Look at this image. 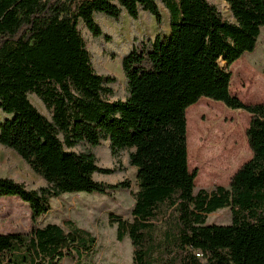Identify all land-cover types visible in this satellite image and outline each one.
Wrapping results in <instances>:
<instances>
[{
    "label": "trees",
    "instance_id": "trees-1",
    "mask_svg": "<svg viewBox=\"0 0 264 264\" xmlns=\"http://www.w3.org/2000/svg\"><path fill=\"white\" fill-rule=\"evenodd\" d=\"M226 2L229 16L213 0H0V147L41 180L0 175V197L27 202L33 223L28 233H0V264H86L98 242L90 230L71 219L38 220L66 194L130 189L131 167L133 216L110 215L117 239H131L129 264H264V103L234 93L230 69L258 46L264 0ZM161 7L168 33L135 30L126 51L111 48L115 36L101 18L119 24L127 14L135 23L147 13L162 26ZM108 60L119 61L123 82ZM202 98L251 115L252 156L228 185L196 191L199 170L189 159L206 164L209 151L188 143V109ZM242 132L238 121L218 135L228 174ZM213 162L204 184L221 179ZM113 177L121 179L106 180ZM223 208L231 223H208Z\"/></svg>",
    "mask_w": 264,
    "mask_h": 264
},
{
    "label": "rangeland",
    "instance_id": "rangeland-1",
    "mask_svg": "<svg viewBox=\"0 0 264 264\" xmlns=\"http://www.w3.org/2000/svg\"><path fill=\"white\" fill-rule=\"evenodd\" d=\"M229 16V6L226 0H213ZM164 16L162 26L156 23V17L147 13L141 15L140 20L133 23L127 14H124L121 23H116L108 17L101 18V22L115 36V43L111 48L118 52L128 49L132 36L135 32L154 37L158 33L163 35L169 32L168 13L161 7ZM91 47L96 52L100 51V42L94 41L93 37L87 34ZM224 64V63H223ZM105 67L115 74L121 82L124 81L122 67L118 60L105 62ZM264 68V28L259 38L256 49L246 52L243 57L236 61L230 69L232 70L231 88L234 93L240 92L238 96L246 103L256 95H264V90L257 88L256 82L263 80L260 71ZM263 78V79H262ZM264 82V81H262ZM34 103L44 110L40 102L33 99ZM250 114L243 109H232L220 101L209 98H202L188 109V143L200 145L209 151L208 163L202 161L191 163V170L198 168L196 178V191L200 188L212 189L216 185H228L231 177L237 169L252 156V151L246 138V129L250 121ZM1 119V114H0ZM243 124L241 139L236 142L238 149L236 159L232 161V173L228 174L225 159L219 161V154L216 146L224 141H218V135L223 129L235 125L237 122ZM199 126V128H198ZM221 136V135H220ZM215 159V161H214ZM214 161V162H213ZM219 161V162H218ZM218 162L221 172L219 182L204 184L202 174L209 170L210 164ZM190 163V161H189ZM0 175L14 176L18 179L33 181L40 184L41 180L25 162L14 152L0 147ZM127 178L131 180L130 189H118L112 195L99 193H74L66 194L61 198L53 200V209L47 215L39 218L37 225L43 227L48 223H57L64 226L67 219L74 220L78 225L90 230L98 239L96 249L86 256V264H129L133 260V246L131 239L127 236L123 241L117 239L116 225H112L110 215L117 214L123 218H132L135 200L133 193L138 189L137 171L131 167L127 172ZM121 177L106 179L111 182H118ZM232 221L230 208L219 209L209 215L208 223L229 224ZM31 210L27 202L16 196L0 197V233L23 232L28 233L32 228ZM62 264H73V260L64 259Z\"/></svg>",
    "mask_w": 264,
    "mask_h": 264
},
{
    "label": "crops",
    "instance_id": "crops-1",
    "mask_svg": "<svg viewBox=\"0 0 264 264\" xmlns=\"http://www.w3.org/2000/svg\"><path fill=\"white\" fill-rule=\"evenodd\" d=\"M261 77H263L264 78V68H263V70L262 71H260V74H259ZM262 78V79H263ZM262 81H264V79L263 80H258L257 82H256V86H257V88H259V89H261V90H264V82H262ZM241 92V91H240ZM240 92H236V94H239V95H241V93ZM264 103V95H256V96H254L250 101H249V103ZM251 116V115H250ZM189 161H190V159H189ZM191 165V163H189V166ZM134 169L137 171V169H136V167H134ZM190 169H191V167H190Z\"/></svg>",
    "mask_w": 264,
    "mask_h": 264
},
{
    "label": "water",
    "instance_id": "water-1",
    "mask_svg": "<svg viewBox=\"0 0 264 264\" xmlns=\"http://www.w3.org/2000/svg\"><path fill=\"white\" fill-rule=\"evenodd\" d=\"M229 6V5H228Z\"/></svg>",
    "mask_w": 264,
    "mask_h": 264
}]
</instances>
